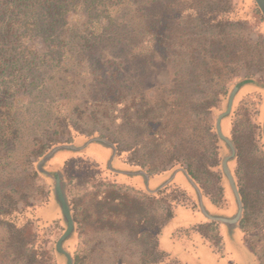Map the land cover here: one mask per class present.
Returning <instances> with one entry per match:
<instances>
[{
    "label": "rangeland",
    "instance_id": "rangeland-1",
    "mask_svg": "<svg viewBox=\"0 0 264 264\" xmlns=\"http://www.w3.org/2000/svg\"><path fill=\"white\" fill-rule=\"evenodd\" d=\"M85 1L72 0L53 35L69 54L61 60L48 56L38 85L10 97L14 107L30 106L12 110L22 126L9 133V147H0V264H68L57 248L68 223L56 198V173L76 213L63 248L79 264H174V258L179 264H264V14L257 2L132 0L145 8L132 16L125 7L114 11L121 24L98 32L94 8ZM124 19L133 21L136 55L145 58L120 77L137 80L131 89L100 75L110 70L107 65L96 59L89 66L82 58L85 50L111 47L113 38L129 39ZM149 24L157 30L154 39ZM160 38L162 49L154 57L148 45ZM27 40L34 47L28 50L44 48L41 38ZM148 56L156 64L150 74ZM145 67L147 85L140 83ZM238 85L231 112L221 121L235 147L229 170L251 199L246 208L242 201L236 223L205 216L192 187L168 183L143 191L127 183L143 185L142 177L126 179L110 169L156 175L145 180L147 188L166 179L157 174L191 169L209 213L235 217L238 204L223 169L232 149L217 120ZM95 137L114 144L116 157L110 146L92 142L78 151H57L43 166L48 173L39 169L54 147L83 146Z\"/></svg>",
    "mask_w": 264,
    "mask_h": 264
},
{
    "label": "trees",
    "instance_id": "trees-1",
    "mask_svg": "<svg viewBox=\"0 0 264 264\" xmlns=\"http://www.w3.org/2000/svg\"><path fill=\"white\" fill-rule=\"evenodd\" d=\"M71 2L72 0H0V147L8 146L7 139L9 133H11L14 128H20L22 126V121L19 120L18 115L12 110L26 111V107L29 108L30 106L28 102L27 105H21V109L14 107L10 97L13 96L14 93H18L22 88L31 89V87L38 85L39 80L44 77V73L40 72V70L44 66L42 65L43 62L48 61V56L61 60L65 55L69 54L67 50L63 49V42L58 41L53 35L54 32H57L58 27L63 25L62 23L69 11ZM80 2H82V0H80ZM85 2L87 5L91 4L94 8L90 11V14L96 15V19H98V32L118 27V25L121 24L119 18L114 15V11L122 10V8L125 7L128 8L125 15L132 16L138 9L142 11L145 8L141 4L132 3V0H86ZM149 9L150 8H147V16L149 15ZM177 11L181 13L184 12L183 9H177ZM227 11L228 10H226V12ZM123 22V26H126L125 34L131 35L129 39H126L124 36L119 39L113 38V45H111V47L108 45L105 49H100V52H97L98 50L96 49L91 52L85 50L86 56L83 55L82 58L86 57L85 63L89 64V66L94 64L96 59L99 60L102 67L107 65V67H110V70L107 69V71L100 75H106L112 78L115 86L118 85L117 82H122L123 84L127 83L126 86H129L131 89L133 85L136 84L137 80L135 78H130L125 82L121 81L120 77L125 78L126 74L129 73L126 71V68H130L133 64L137 63L138 60L144 61L145 58H138L136 55V52H138L136 49L138 41L134 35V27L131 25L133 21L124 19ZM146 22L149 23V19H147ZM147 30H150L151 36L153 35L151 39H154L155 35H157L155 33L157 30H155L151 24L148 25ZM29 35L32 38H41L42 45L45 49L35 48L34 50H28L34 48L31 44H28L27 36ZM19 46L23 47L20 51L17 50ZM148 46L154 51L155 57L159 55V51L162 49V39L160 38L154 45L150 43ZM156 48L158 51H156ZM42 56L45 57L44 61ZM163 56H167L165 52ZM154 57L152 59H150L149 56L146 58L148 61H146L145 65H148L147 72L149 74L151 73V65H156ZM83 60L84 59H81L80 61L82 62ZM121 65H123V67H121ZM50 66H52V63ZM108 72H110V75L107 74ZM140 72L146 75L145 79L140 81V83L147 85L148 74L146 72V67ZM153 84L154 83L151 82L150 85L152 86ZM113 89L114 87L110 88L111 91ZM34 98L37 99L40 98V96ZM30 101H33V99L30 98ZM150 128H152V126H150ZM45 147L46 146H43L40 150H44ZM175 166L176 165H172V167ZM187 171L190 176L194 178L192 174L194 172L191 169H187ZM170 184H175L179 189L186 190L178 181H173ZM167 186H165V188ZM239 192L244 207H248L251 202L248 189L239 188ZM8 213L9 211H6L4 214ZM72 215L76 221L74 208L72 209ZM3 221L6 220L4 219ZM248 245L253 253H256L254 252L255 247L251 244ZM209 247H211V245H209ZM212 249L214 252L220 253V251L214 248ZM220 254L223 255V253ZM174 259H172L173 263L179 264ZM160 262H162V260H160ZM74 264H79L77 257L74 259Z\"/></svg>",
    "mask_w": 264,
    "mask_h": 264
},
{
    "label": "water",
    "instance_id": "water-1",
    "mask_svg": "<svg viewBox=\"0 0 264 264\" xmlns=\"http://www.w3.org/2000/svg\"><path fill=\"white\" fill-rule=\"evenodd\" d=\"M257 2V4L259 5L262 13L264 14V0H255ZM247 82V81H246ZM241 85V84H240ZM236 86L233 91L231 92L230 94V97H229V101H228V107H227V110L222 113L219 117H218V120H217V130H218V133L220 135V137L222 139H224L226 141V143L230 146V148L232 149V155L227 157L224 161H223V169H224V172L226 174V176L228 177L229 179V182H230V185L233 189V192L235 194V197H236V200H237V204H238V212H237V215L235 217H225V216H221V215H213V214H210L209 211L206 209L205 207V204H204V199H203V194H202V191L200 189V187L198 186V184L194 181V179L187 173V171L183 168H179V169H176L173 174L171 175V177L159 188L161 189L163 186L167 185L168 183H170L175 175L177 174V172H179L180 170L182 171H185L187 173V176H188V179L190 181V183L193 185V187L195 188L196 190V193L198 195V199H199V205H200V208H201V211L204 213L205 216H207L208 218L210 219H214V220H219L221 222H224V223H227V224H233V223H236L240 216H241V213H242V199H241V195L239 193V190H238V187L236 185V182H235V179L231 173V171L229 170V167H228V160L230 158H232L234 155H235V147L233 145V143L223 134L222 132V127H221V121H222V118L226 115H228L230 112H231V109H232V106H233V102H234V98H235V95L237 94L238 90H239V86ZM92 142H100V143H104L106 144L107 146H110L112 149H113V156H112V159L113 157H115V154L117 152V148L114 146V144H112L111 142L105 140L104 138H100V137H95V138H92L90 140H88L85 145L83 146H74V145H66V144H63V145H59V146H56L54 147L47 155H45V157L41 160L40 164H39V169L45 173H48L44 168V164L45 162L50 159L51 157L54 156V154L57 152V151H60V150H64V149H70V150H75V151H78V150H81L83 149L84 147H86L87 145H89L90 143ZM111 159V160H112ZM110 169H112L113 171L115 172H118V173H125V174H128V175H134V174H143L146 176L147 179H149V176H148V173H146V171L144 170H136V171H129V170H118V169H115L113 167H110ZM55 192H56V198L57 200L59 201L60 205H61V208H62V212H63V215L68 223V226H67V229L65 231V233L61 236V238L59 239L58 243H57V248L60 252L64 253L66 256H67V259H68V264H74V261H73V258L71 256V254L69 252H67L64 248H63V242L64 240L69 237L71 235V233L73 232L74 230V219H73V216H72V212H71V209H70V205L67 201V198H66V195L64 193V190H63V186H62V181H61V176L59 173H56L55 174ZM148 182V181H147Z\"/></svg>",
    "mask_w": 264,
    "mask_h": 264
},
{
    "label": "crops",
    "instance_id": "crops-1",
    "mask_svg": "<svg viewBox=\"0 0 264 264\" xmlns=\"http://www.w3.org/2000/svg\"><path fill=\"white\" fill-rule=\"evenodd\" d=\"M107 146V145H106ZM123 162V161H122ZM116 169V168H115ZM119 170V169H118ZM124 170H126V169H124ZM147 173V172H146ZM121 175H126L125 177H126V179L129 177V176H140V177H142L143 178V180H144V183H143V185H141L140 183H135V184H133V183H130V182H132V181H127V183H129V184H131V185H133V186H135V187H137V188H139V189H141V190H143V191H145V190H148V191H158V190H160L159 188L171 177V175L173 174H171L170 176H167V174H168V172H165V173H161V174H157V175H163V177L164 178H166V179H164V181L160 184V185H158L157 187H154V188H147L146 186H145V180H146V182L148 181H151V178L153 177V176H156V175H150V174H148V176H149V179H147L146 178V176L145 175H143V174H134V175H128V174H125V173H120ZM125 179V180H126ZM173 181H178V183L183 187V188H188V187H192L194 190H195V188L193 187V185L190 183V181H189V179H188V176H187V173L185 172V171H182V170H180L179 172H177V174L175 175V177H174V179L171 181V182H173ZM170 182V183H171ZM168 185V184H167ZM167 185H165V186H167ZM165 186H163V187H165ZM162 187V188H163Z\"/></svg>",
    "mask_w": 264,
    "mask_h": 264
}]
</instances>
